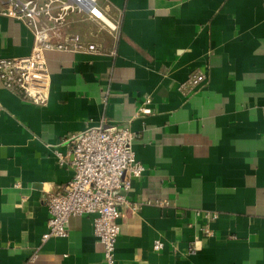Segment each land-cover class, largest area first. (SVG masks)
Wrapping results in <instances>:
<instances>
[{
    "label": "crops",
    "instance_id": "1",
    "mask_svg": "<svg viewBox=\"0 0 264 264\" xmlns=\"http://www.w3.org/2000/svg\"><path fill=\"white\" fill-rule=\"evenodd\" d=\"M99 6L103 20L70 14L61 28L98 52H46V106L0 80V264H105L92 215L43 241L48 198L74 176L68 140L101 125L129 127L146 169L121 209L116 264H264V0ZM34 44L0 14V59ZM147 99L153 113L138 114Z\"/></svg>",
    "mask_w": 264,
    "mask_h": 264
},
{
    "label": "built area",
    "instance_id": "2",
    "mask_svg": "<svg viewBox=\"0 0 264 264\" xmlns=\"http://www.w3.org/2000/svg\"><path fill=\"white\" fill-rule=\"evenodd\" d=\"M100 0H0V14L23 21L33 30L35 44L30 55L0 59V80L5 89L19 92L23 100L44 107L51 96V74L46 52H98L95 44H85L79 35L63 37L61 28L70 14H87L96 20L105 18ZM204 81V75L193 77L194 86ZM151 100L139 107L138 114L150 115ZM129 127H89L69 138L74 169L72 180L64 193L48 198V231L43 241L67 238L71 218L92 215L94 234L104 247L105 264H116V244L121 234L122 208L128 205L133 179L141 178L146 169L136 159ZM63 164L65 158L57 154ZM197 215L201 216L200 212ZM204 217L217 219V214ZM212 235V234H210ZM154 249H163L156 241ZM194 251L195 248H191ZM36 256L33 258V260Z\"/></svg>",
    "mask_w": 264,
    "mask_h": 264
}]
</instances>
